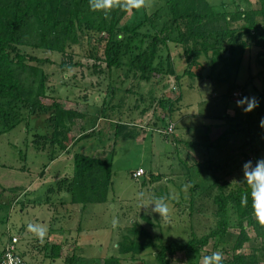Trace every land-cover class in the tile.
I'll return each mask as SVG.
<instances>
[{"label": "rangeland", "instance_id": "1", "mask_svg": "<svg viewBox=\"0 0 264 264\" xmlns=\"http://www.w3.org/2000/svg\"><path fill=\"white\" fill-rule=\"evenodd\" d=\"M210 1L214 4L237 1L243 7L259 6L258 0ZM163 5H165L163 20H168L171 14L169 6H166V0H154L153 6L147 8V11L152 13ZM161 48L165 58L167 49L165 46ZM24 49L40 57L48 56L55 60L53 64L43 66L50 75L51 93L70 100L72 103L67 106L86 112L89 119L96 122L101 117L100 111L105 110L110 119L120 118L128 123L129 119L134 118L143 119L147 123L157 118L159 124L150 130L147 128L148 123L147 125L142 123L146 126H140L143 131L137 128L144 140L141 142H137L136 136L123 139L120 133L118 135L114 133L112 136L106 130L101 132L97 130L93 136L81 138L73 148L74 151L81 149L93 156H105L109 159L114 157L115 172L110 190L111 203L86 205L83 212L77 213V221L64 220L61 218L64 217V213H60L62 221H68V226L73 229V235L76 234L78 237L79 245L75 251L74 248L66 249L64 257L53 258L46 241L40 243L37 241L36 231L30 230L29 226L31 225L35 230L37 226L42 228L37 214L39 211L44 212V209H38L40 206L38 204L31 206L32 208L26 207L23 213L20 212L21 209L11 212L10 206L4 207L1 216L10 214L11 231L7 228V222L0 223V248L12 232L21 236L24 246L30 245L31 242L40 247L34 260L36 264H95L98 260L99 264H104L103 259L119 255V241L121 242L125 236H137H134V228L137 231L145 228L155 240L162 243H180L188 241L193 235L202 236L216 227L218 218L215 214L214 196L221 189L229 192L243 184L232 181L243 180L242 164L252 160L250 157L252 152L248 150L247 135L242 129L237 128L238 132L229 136L222 149L210 146L212 142L216 143L217 136L229 127L230 123L244 120L248 115L236 106L232 97L233 91L241 88L244 90V96H248L249 92V97L254 96L258 91L261 92V78H254L255 83L260 87L258 91L253 89V83L248 85L250 68L256 71L260 69L258 64L254 65L255 56L251 55L250 49L246 50L241 60H239L240 54L230 56L227 51L224 59L217 58L212 63L208 61V66L204 69L207 70V74H204L203 70L200 76L184 74L188 67V59L183 52L184 47L171 43V60L174 62L178 76L162 71L160 74H154L150 81L135 78L124 80L123 77L120 80L115 76L111 80L105 64H98L100 70L97 68V71L102 72H95L93 64L96 61L88 56L90 50L88 44L75 47L74 61L80 62L81 65L71 67L66 72L58 65L61 59L60 53L39 49L36 51L28 47ZM110 82L116 90L111 103L118 105L120 114L110 112L111 108L107 105L105 108L101 106L103 99L110 101L111 97L108 95ZM180 93L179 108L176 109V105L171 114L164 109L160 100L174 99ZM143 110L144 114L141 113ZM46 117V115L31 116L28 120L29 129L25 122H22L0 136V192L3 186L20 185L17 187L20 191L21 187L26 188L31 185L32 194H28L32 198L39 199L48 192L47 189L51 191L49 185L35 186L40 171L50 163L49 152L36 148L32 141L35 132L44 134L48 131ZM168 117L177 123L174 134L182 135L181 139L184 143L167 139L165 133L161 132L170 122ZM76 122H78L76 126L78 130L80 120ZM111 123L115 128L116 123L112 121ZM66 160L54 166L56 171L66 169L68 172L70 169L71 172L70 161ZM139 165H144L147 169V176L157 171L160 173V179L151 182L133 178L131 172ZM72 167L74 169L73 162ZM216 176L220 179L218 183L215 181ZM139 193L145 194V201L153 196L168 197L167 202L171 209L170 220L160 219L158 214L151 212V206L147 203L141 206ZM1 201H5V197H2ZM114 219L118 220L115 227ZM42 220L43 218H40V222ZM22 226L24 231L21 232ZM79 226H81L80 230H75ZM230 231L233 235L226 236L224 241H219L218 247L215 246L216 240L211 239L205 246V251L211 253L221 251L224 262L235 253H252L254 249H259L261 252V240L256 238L252 227L248 226L251 240L239 250L233 248L239 229L232 227ZM138 235L140 240L147 241L146 236L141 232ZM157 251L158 248L150 247L139 255H124V264H156ZM73 254L76 256H72ZM171 260L172 264H194L182 252L176 253Z\"/></svg>", "mask_w": 264, "mask_h": 264}, {"label": "trees", "instance_id": "2", "mask_svg": "<svg viewBox=\"0 0 264 264\" xmlns=\"http://www.w3.org/2000/svg\"><path fill=\"white\" fill-rule=\"evenodd\" d=\"M258 3L256 7H243L237 1L214 4L210 0H166L171 16L164 21L165 5L152 13L147 9L125 11L117 7L106 19L104 11L90 9L89 0H0V136L22 122L29 129L31 116L46 115L48 131L44 134L35 132L32 141L36 148L47 150L52 160L67 150L76 121L87 115L84 111L68 107L67 104L72 103L70 100L51 93L50 75L43 66L53 64L55 60L29 53L25 47L60 53L58 65L66 72L81 65L74 61L75 47L88 44V56L96 61L93 64L95 72H102L97 65L105 64L111 80L115 76L120 80L123 77L124 80L150 81L154 74L162 71L177 77L171 60V43L184 47L183 52L188 59L184 74L202 76L208 61L224 59L227 51L230 56L240 54L241 60L252 46L261 50L257 59L264 65V57H261L264 55V0H258ZM162 46L167 49L165 58ZM113 86L110 82V101L105 98L101 106L105 108L107 105L110 112L115 113L118 105L111 103L116 95ZM180 99L181 93L174 99L163 98L160 102L172 114ZM100 114L109 117L105 110ZM245 117L230 123L215 139L216 143L212 142L210 146L222 149L229 136L237 133L238 129L245 132L247 140L249 130L251 142H258L257 135L264 137V128L260 127L264 116L260 114L249 121L248 115ZM90 135L89 132L82 137ZM165 135L167 139L173 136V141L178 140L174 133ZM73 162L74 175L59 179L50 188L51 192H66L73 202L84 206L105 202L114 176L112 160L77 152L73 155ZM219 180L216 176V183ZM17 190L12 188V191ZM5 191L6 188L2 187L0 223L10 215L1 216L2 210L6 205H12V199L1 201ZM250 191L246 183L229 192L221 189L213 199L218 221L208 233L193 235L186 242L162 243L145 228L141 231L134 228V236H137H125L118 244L119 255L107 257L104 264H124V255H139L150 247L158 248L156 264H172V256L178 252L186 254L190 262L202 264V257L212 254L204 249L209 241L215 239L218 247L219 241L233 235L232 227L239 229L233 248H243L251 240L248 226L261 240V252L254 249L252 253H235L222 264H261L264 262V226L253 214ZM244 193H249L246 205L241 203ZM139 232L146 236L147 241L139 239ZM55 247L53 245L51 249L55 253L51 255L53 258L59 257L61 251L58 246L54 252Z\"/></svg>", "mask_w": 264, "mask_h": 264}, {"label": "crops", "instance_id": "3", "mask_svg": "<svg viewBox=\"0 0 264 264\" xmlns=\"http://www.w3.org/2000/svg\"><path fill=\"white\" fill-rule=\"evenodd\" d=\"M255 50H254V49ZM252 52L251 55L253 54L254 57V65L258 64V66L260 67V69H258L257 71L250 68L251 71L249 72L250 75L248 76L249 81H248V85L250 83H253L254 86V90L258 91V87L259 84L255 83L254 78L255 77H259L262 80V86H261V92L258 91L256 92V94L254 95L258 100H259V107L256 108L255 110H253L251 113H248V121L250 119H253L257 116H259L260 114L262 116H264V76H262L264 74V65L256 60V57H258L261 54V50L258 47H254L252 46L251 48H249ZM256 53V54H255ZM261 57H264V55H262ZM255 65V66H256ZM261 76V77H260ZM260 88V87H259ZM248 96H249V92H248ZM104 101V99H103ZM103 103V102H102ZM179 108V103L177 104V108ZM116 114H120L118 107L115 109L114 111ZM142 114L145 113V111L141 112ZM169 118V117H168ZM150 119V118H148ZM167 119V117H166ZM80 120V124L78 125L79 129L76 130V126L78 124V122H76V125H74L70 136L72 137V140L70 141V144L67 148L66 151H63L62 153L58 154L57 157H55L54 159L50 160L49 165H45L44 169L40 171L39 173V179L38 182L35 184L36 187L38 186H48V188L51 186H53L59 179L65 177V176H73L75 173V169H73L72 167V162H73V155L77 152H81L83 154L86 155H90L85 153V151L83 150H78V151H74L73 148H75V145L77 144V142L79 140H81V138L83 135H85L86 133H91V136H93L95 134V132L97 130H106L109 133L113 134L115 133L116 135H118L119 133L121 134L122 137H124L123 139L127 138V137H133L136 136L137 137V142H141L144 141L141 138V135L139 133V130L142 132L143 130L140 129V126L143 124L148 123L147 128H155L158 126V122L159 120H154L153 122H145L143 119L140 120H136V119H132L128 121V123L123 122L120 118L118 119H110V117H105V115H101V117L99 119H97V121L95 122V120H91L89 119V116L86 115L85 118H83L84 122L82 119H78ZM102 120V121H101ZM170 121L173 122V119L170 117L169 118ZM82 121V122H81ZM101 121V122H100ZM115 122L116 126L115 128L113 127V124L110 122ZM143 123V124H142ZM176 123V122H175ZM119 124H123L122 126ZM177 128V123L175 124ZM144 126V125H143ZM131 127V128H129ZM142 127V126H141ZM146 127V126H144ZM139 128V130L137 129ZM150 129V130H151ZM115 131V132H114ZM166 136V135H165ZM250 135V131L248 130V150H250L252 153L250 155V157L252 158L253 162H255V160L259 159V158H264V141L262 135L259 137V135H257V139L258 142H251V140H249ZM119 137V136H118ZM117 137V138H118ZM218 137V136H217ZM173 136H171V140L173 141ZM176 138L184 143V141H182V135H176ZM261 138V139H260ZM262 141V142H261ZM260 142V143H259ZM82 148H86V147H82ZM93 156V155H90ZM50 157V156H49ZM93 157H97V158H101V159H107V160H112L113 162V169H114V157H111L110 159L108 157L105 156H93ZM69 160L70 161V166H71V172L70 169L67 172L66 169H58L56 171L55 169V165L63 160ZM66 160V161H67ZM66 163V162H65ZM74 163V162H73ZM64 164V163H63ZM53 167V171H51ZM138 168H144L145 170V174L144 176L140 177L141 180H143L142 178L144 177L143 181L146 180H150L151 182H156L160 179V173H158L157 171L154 173H151L150 176H147V169L144 167V165H139L138 167H136L132 172L131 175L133 177V173L134 171H136ZM73 172V173H72ZM47 173H50L49 175ZM50 176H52L51 178H49ZM114 176H115V172H114ZM113 176V179H114ZM134 178V177H133ZM136 179V178H135ZM112 185H113V181H112ZM1 186V185H0ZM20 185H15L12 187H7V186H3L4 188H6V191L3 193L2 197H5V202L8 200L12 201V205H11V212L13 210H17V209H21L20 212H24V210H26L25 208L28 206H36L37 204L40 205L38 207V209H44V212L39 211L37 215H39V223L42 225V228H38V226L36 227V236L35 238L37 239V241L40 243L41 242H45L46 246L50 249V254L54 255L55 253L51 252V249L53 248V245H56V247L54 248V252H56V248L59 246L61 247V251H60V255L58 256H63L64 257V251L66 249H73L74 251L75 249H77V246L79 245V241H78V237L77 235H73V229H70V227L68 226L69 222L65 221L63 222L62 219L66 220V219H72L77 221V213L78 212H83L84 209L86 208V205L84 206L82 203H75L72 201V197L70 195H68V193L66 192H51L47 189V193H45V195H41V198H32L30 197V195L28 193H31L32 191V186H28L26 188L21 187L20 191H12V188H17ZM112 187V186H111ZM2 189V188H1ZM111 190V188H110ZM110 190L108 191V197L107 200L105 202H96L95 204H108L111 203L112 201V197H111V192ZM32 194V193H31ZM13 195H15L16 197H12ZM29 195V197H28ZM26 196L28 198H26ZM53 196V198H51ZM91 204V203H89ZM88 205V204H87ZM32 208V207H31ZM36 209V207H34ZM61 209V211H60ZM10 212V213H11ZM41 212V213H40ZM64 213V217L60 218V213ZM40 213V214H39ZM10 217V215H9ZM8 217V219L5 221L7 222V228L8 230L11 231V223H10V218ZM40 218H43L42 222H40ZM59 218V221H58ZM57 223H59L57 225ZM45 228V230H44ZM81 226L76 227L75 230H80ZM43 229L45 231V235L43 237V239H41L38 235L37 232L39 230ZM20 231H24V226L21 227ZM67 234L69 235V237H67ZM11 236H18L19 237V241L17 244V250L18 252L26 259L28 260L31 264H36L34 260H36L38 252H39V248L37 247L38 245H36L35 243H31L30 245L27 244L26 246H24V244H22L21 242V236L17 233L12 234L9 233L7 240L9 239V237ZM7 240L2 244V247L0 248V255H1V251L3 249L4 244L7 242ZM120 242V241H119ZM68 257H70L69 255H67ZM72 256H76L75 254H73ZM105 258V257H104ZM106 259V258H105ZM103 259V260H105ZM99 261V260H98ZM98 261L95 264H99Z\"/></svg>", "mask_w": 264, "mask_h": 264}, {"label": "clouds", "instance_id": "4", "mask_svg": "<svg viewBox=\"0 0 264 264\" xmlns=\"http://www.w3.org/2000/svg\"><path fill=\"white\" fill-rule=\"evenodd\" d=\"M154 0H89V7L92 11H104L105 18L113 8H121L125 11H131L135 8L137 10L147 9L153 6ZM210 87V85H205ZM259 100L255 96H242L236 100V106L247 114L259 107ZM260 127L264 128V118L260 120ZM243 180H233L232 183H246L250 188V196L252 199L253 214L257 222L264 226V158H259L253 162L252 160L245 161L242 164ZM249 193H244L241 197V203L246 205ZM145 194L139 193L138 199L143 206L145 203L151 206V212L160 216V219L169 221L171 217V209L167 202L166 196H153L145 201ZM118 224V220L113 221V226ZM30 230L36 231L29 226ZM37 235L43 239L45 231L43 229L37 232ZM224 255L221 251L213 252L211 255L202 257V264H222Z\"/></svg>", "mask_w": 264, "mask_h": 264}, {"label": "built area", "instance_id": "5", "mask_svg": "<svg viewBox=\"0 0 264 264\" xmlns=\"http://www.w3.org/2000/svg\"><path fill=\"white\" fill-rule=\"evenodd\" d=\"M176 87L174 86V89ZM244 90L236 89L232 93L233 100H236L242 96H244ZM175 123L170 121L167 128L161 130L165 134H172L175 131ZM145 170L144 168H138L133 173V177L139 179L140 177L144 176ZM19 241L18 236H11L4 244L3 249L0 255V264H31L28 260H26L17 250V244Z\"/></svg>", "mask_w": 264, "mask_h": 264}, {"label": "water", "instance_id": "6", "mask_svg": "<svg viewBox=\"0 0 264 264\" xmlns=\"http://www.w3.org/2000/svg\"><path fill=\"white\" fill-rule=\"evenodd\" d=\"M204 74H207V70H204ZM142 179L144 180V177Z\"/></svg>", "mask_w": 264, "mask_h": 264}]
</instances>
